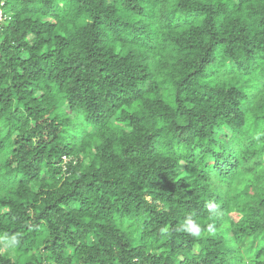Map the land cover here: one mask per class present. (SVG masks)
Listing matches in <instances>:
<instances>
[{"label": "trees", "instance_id": "obj_1", "mask_svg": "<svg viewBox=\"0 0 264 264\" xmlns=\"http://www.w3.org/2000/svg\"><path fill=\"white\" fill-rule=\"evenodd\" d=\"M2 2L0 264H264V0Z\"/></svg>", "mask_w": 264, "mask_h": 264}, {"label": "clouds", "instance_id": "obj_2", "mask_svg": "<svg viewBox=\"0 0 264 264\" xmlns=\"http://www.w3.org/2000/svg\"><path fill=\"white\" fill-rule=\"evenodd\" d=\"M205 208L208 212V219L210 221L207 223L206 227L204 226V222L194 214H187L178 224L176 231L183 232L194 240H199L206 234H213L218 231L214 220L221 215L220 205L216 201L209 199L205 203ZM224 227H227V225H224ZM166 231V228L161 229V232ZM20 240V233L0 232V252L6 254L12 253L20 244Z\"/></svg>", "mask_w": 264, "mask_h": 264}, {"label": "built area", "instance_id": "obj_3", "mask_svg": "<svg viewBox=\"0 0 264 264\" xmlns=\"http://www.w3.org/2000/svg\"><path fill=\"white\" fill-rule=\"evenodd\" d=\"M2 4H3V2L0 3V6H1ZM3 19H4V15H3V13H2V10L0 9V21H2ZM63 160H64V161L67 160L65 156L63 157Z\"/></svg>", "mask_w": 264, "mask_h": 264}]
</instances>
